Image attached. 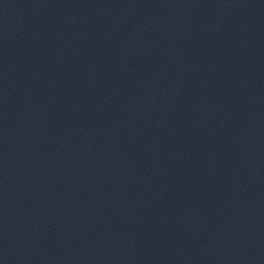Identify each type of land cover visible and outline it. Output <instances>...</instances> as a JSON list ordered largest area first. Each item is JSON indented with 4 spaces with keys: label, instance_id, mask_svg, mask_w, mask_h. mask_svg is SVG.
<instances>
[{
    "label": "water",
    "instance_id": "95a60500",
    "mask_svg": "<svg viewBox=\"0 0 264 264\" xmlns=\"http://www.w3.org/2000/svg\"><path fill=\"white\" fill-rule=\"evenodd\" d=\"M0 264H264V0H0Z\"/></svg>",
    "mask_w": 264,
    "mask_h": 264
}]
</instances>
